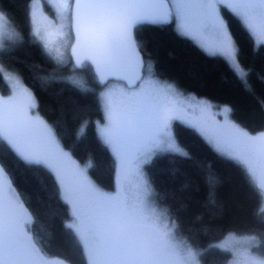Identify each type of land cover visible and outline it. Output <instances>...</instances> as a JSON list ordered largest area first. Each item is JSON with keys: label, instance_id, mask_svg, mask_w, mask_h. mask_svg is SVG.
Segmentation results:
<instances>
[{"label": "trees", "instance_id": "1", "mask_svg": "<svg viewBox=\"0 0 264 264\" xmlns=\"http://www.w3.org/2000/svg\"><path fill=\"white\" fill-rule=\"evenodd\" d=\"M32 2L0 0V12L18 36L14 44L0 47V92L11 93L2 69L17 73L35 97L38 116L59 133L63 148L88 166L100 188L114 191L117 162L96 134L97 122L104 118L98 103L101 86L91 71L84 72L90 80L82 86L70 82L66 74H51L59 66L33 34ZM227 19L244 78L223 57L206 53L180 35L174 24L141 27L136 38L146 66H152L160 80L180 92L228 107L233 122L253 135L262 134L264 44L256 45L249 31L231 16ZM82 126L86 135L78 138ZM173 132L186 153L157 154L145 166L155 205L198 251L202 264L230 262L231 253L215 246L228 235L254 237L258 245L252 251L264 257L263 193L256 182L240 163L217 152L195 129L175 122ZM3 160L31 213L30 229L40 252L68 264H88L81 241L66 227L69 208L47 171L27 167L10 155Z\"/></svg>", "mask_w": 264, "mask_h": 264}, {"label": "snow or ice", "instance_id": "2", "mask_svg": "<svg viewBox=\"0 0 264 264\" xmlns=\"http://www.w3.org/2000/svg\"><path fill=\"white\" fill-rule=\"evenodd\" d=\"M62 13H66L76 68L92 70L97 83L107 89L104 72L124 71L137 52L133 35L136 26L175 24L180 35L190 38L210 33L217 52L231 57L233 38L227 17L251 35L255 32L254 20L264 21V0H67ZM35 37L50 56L61 58L58 50L53 51L47 34L37 31ZM4 38L0 27V41ZM240 75H244L242 70ZM127 78L119 77L121 81ZM135 81L133 90L122 93L120 104L113 103L109 91L102 90L98 95L104 118L97 122L96 134L115 154L114 163L121 155L132 120L160 136L176 119L166 108L165 92L171 85L145 80L142 75H135ZM32 106L29 103L14 112L0 110V264H32L38 252L27 234V211L15 188L14 175L4 164L7 155L27 167L43 168L51 176L57 195L69 208L71 222L66 227L74 235L79 233L82 250L88 248L94 257L92 264H160L155 258L162 254L167 233L156 228L139 209L92 187L84 169L61 147L59 133L30 114ZM229 111L225 107L223 114ZM77 135H86L84 126ZM236 135L248 145L249 152L255 150L254 138L248 133L240 131ZM234 264H241V260Z\"/></svg>", "mask_w": 264, "mask_h": 264}, {"label": "rangeland", "instance_id": "3", "mask_svg": "<svg viewBox=\"0 0 264 264\" xmlns=\"http://www.w3.org/2000/svg\"><path fill=\"white\" fill-rule=\"evenodd\" d=\"M46 3L47 8L45 0H33L31 23L34 36L37 31L41 34H47L48 39L52 42L53 51L58 50L61 54V58L57 60L46 52L59 66L51 74L55 76L66 74L70 82L81 86L85 85L90 78L84 72L87 73L91 70L85 67L84 69L67 73V69H71L73 65L70 57L73 41L67 27L66 13H62V6L66 5L67 0H46ZM47 9H51V12ZM53 13H55V19L53 18ZM174 26L176 28L175 24ZM0 27L3 28L5 33L4 40L0 41V47L5 44L12 45L18 41V36L13 26L1 12ZM254 27L255 32L252 33V36L256 45L264 44L261 43V41H264V21L260 19L254 20ZM184 37L192 40L206 53L223 57L238 76L245 77V72L237 59L234 40L233 51L231 57H229L217 52L215 38L210 33H203L196 38ZM39 43L44 48L43 42ZM241 70L244 73L243 76L240 75ZM2 72L10 86L11 93L3 95L0 92V110L14 112L17 108L31 103L33 106L29 110L30 114L38 116L35 97L19 75L4 69H2ZM92 76L97 81L96 77ZM144 79L165 83L157 77L150 65L145 68ZM102 90L109 91L113 103L120 104L123 100L122 93L133 89H129L124 83L112 81L108 83L107 89L101 88L100 92ZM165 96L168 114L176 117V119L170 121L169 127L160 136L154 135L145 124H141L135 119L129 123L121 155L116 157V189L114 191H105L100 188L91 178L88 166L79 163L69 151L64 149L62 145L61 147L76 161L78 167L84 169L88 183L92 187L114 195L128 206L139 209L143 215L147 216L155 224L156 228L161 232L167 233V237L162 241V254L155 258L160 264H202L198 251L178 234L175 224L163 210L155 205L153 192L145 174V166L157 154L170 152L183 155L186 153L185 149L176 142L173 132L174 123L179 122L195 129L217 152L240 163L246 169L250 178L255 181L258 163L264 158V132L253 135L233 122L230 117V111L227 114H223L225 106H217L208 100L180 92L172 86L165 92ZM206 104H210L212 107L207 108L205 107ZM39 118L42 119L41 117ZM42 120L51 127L44 119ZM240 131L246 132L250 137L254 138L255 150L253 152H249L248 145L240 142L239 137L236 135ZM113 155L115 154L113 153ZM262 202L264 210V194H262ZM77 234L79 235V233ZM254 245H258V241L254 237L237 235H228L215 244L216 247L231 253L232 258L228 264H234L237 259L241 260V264H261V262H264V257L252 251ZM84 251L88 264H92L94 257L89 253L88 248H84ZM32 264L42 263L35 255L32 259Z\"/></svg>", "mask_w": 264, "mask_h": 264}, {"label": "water", "instance_id": "4", "mask_svg": "<svg viewBox=\"0 0 264 264\" xmlns=\"http://www.w3.org/2000/svg\"><path fill=\"white\" fill-rule=\"evenodd\" d=\"M165 25L166 24H163V25H153V24L138 25V26H136L133 29V35L136 38V31L139 28H141V27H145V26L162 27V26H165ZM136 41H137V38H136ZM72 44H73V42H72ZM71 48H72V45H71ZM70 57H71L72 64H73L72 67H71V71L82 69V68H76V61L71 56V49H70ZM145 68H146L145 57H144V55H143V53H142V51H141V49L139 47V43L137 41V52L131 58V61H130V64L128 65V67L124 71L116 72L115 74H113V73H111L109 71H105L104 72V76H105L106 80L108 81V83H110L112 81L121 82V83H124L129 89H133L134 85L136 83L135 75H142L144 77ZM92 73H93V71H92ZM93 75H94V73H93ZM122 76H127L128 78L123 80V81H121L119 79V77H122ZM96 79H97V77H96ZM255 182H256L257 188L264 194V158H262L260 160V162L258 163V172L256 174ZM4 193H5V195L8 194L7 188L4 189ZM24 209L27 211V218L29 219L30 216H31V213H30L29 209L27 208V206L25 204H24ZM25 227H26V230H27L28 237L30 238L32 243H34L36 249L38 250V253H39L40 257L43 258L38 246L36 245V243H35V241L33 239V235L29 232V230L27 228V224H26ZM56 264H65V262L63 260L57 259L56 260Z\"/></svg>", "mask_w": 264, "mask_h": 264}, {"label": "flooded vegetation", "instance_id": "5", "mask_svg": "<svg viewBox=\"0 0 264 264\" xmlns=\"http://www.w3.org/2000/svg\"><path fill=\"white\" fill-rule=\"evenodd\" d=\"M30 224H31V216L28 219L27 228H28L29 232L32 234L31 229H30ZM76 235H78V234H76ZM41 254H42L43 258L40 257L38 252H37L36 256L41 261L42 264H56V260L58 258H49V257L45 256L42 252H41ZM65 264H68V263L65 262Z\"/></svg>", "mask_w": 264, "mask_h": 264}]
</instances>
